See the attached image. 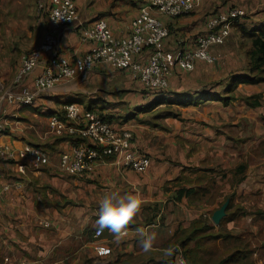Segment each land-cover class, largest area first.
Returning <instances> with one entry per match:
<instances>
[{
	"label": "crops",
	"instance_id": "1",
	"mask_svg": "<svg viewBox=\"0 0 264 264\" xmlns=\"http://www.w3.org/2000/svg\"><path fill=\"white\" fill-rule=\"evenodd\" d=\"M37 2L0 0V49L21 50L23 55L41 43L50 22L48 9L37 12ZM145 3L76 0L80 21L60 29L54 53L70 58L87 53L92 45L81 38V28L98 19L105 20L115 36L127 37ZM235 6L246 12V18L234 28L226 44L213 48L215 63L199 61L190 71L177 68L169 78L167 92H152L129 71L100 62L85 74L40 93L33 105L3 102L6 130L0 135V144L16 152L26 145L36 146L46 152V158L41 162L31 156L0 158V264H178L179 255L174 258L175 249L181 250L178 244L173 239L168 241L167 231L151 227L176 226L175 233L208 215L210 205L186 191L203 188L195 184L198 173L192 168L203 167L213 160L215 152L228 158L229 140L218 132L229 120L231 102L225 103V98L231 94L230 81L248 74L247 46L241 30L264 25V0H201L185 16H160L171 29L162 47L169 51L192 49L194 37L207 30L213 13ZM48 56L43 54L22 84L33 88ZM148 57L145 51L141 59ZM20 64L21 58L0 69L6 89H17L15 76ZM256 85L239 83L233 93L238 97L259 94L242 92L243 88L256 91ZM69 103L97 110L117 128L132 130L136 148L150 157L149 169L140 173L124 168L113 156L97 163L90 173L64 172L61 155L70 152L76 140L52 133L49 117L63 113ZM165 104L178 107L181 116H156L154 112ZM112 191L139 193L143 203L124 235L116 238L104 229L97 238L98 201ZM154 207L155 220H147L148 211ZM141 230L155 234L150 252L142 250ZM97 245L109 247L111 253L99 256Z\"/></svg>",
	"mask_w": 264,
	"mask_h": 264
},
{
	"label": "built area",
	"instance_id": "2",
	"mask_svg": "<svg viewBox=\"0 0 264 264\" xmlns=\"http://www.w3.org/2000/svg\"><path fill=\"white\" fill-rule=\"evenodd\" d=\"M200 1L146 0L132 21L131 33L123 38L115 36L105 20H95L81 28V38L91 43V49L82 56L70 58L54 52L60 29L80 21L76 0H48V6L45 0H38L37 12L48 9L50 27L41 43L22 56L15 76L17 89H6L0 80V135L6 130L3 102L33 105L40 93L85 74L97 63L106 62L116 69L129 71L134 80L155 93L168 88L169 78L177 68L190 71L199 61L215 63L213 48L226 44L232 30L246 17V12L238 6L213 13L207 30L194 37L192 49L169 51L162 47L171 29L160 16H185L193 12ZM145 51L149 52V57L143 61L141 56ZM43 54L49 56L35 78L33 88L25 86L22 84L24 78L37 67ZM49 127L57 136L76 140L71 151L61 155L60 167L66 173H90L97 163L113 156L119 158L124 168L136 172H145L150 167V157L135 146L133 131L117 128L97 110L87 109L79 103L66 104L63 113L49 117ZM17 156L19 159L31 156L35 162H41L46 158V152L32 145L16 152L8 145L0 144V158L16 159ZM102 234L103 231L97 228L94 236L99 238ZM96 251L99 256L111 253L104 245H97ZM178 264H188L182 254L178 256Z\"/></svg>",
	"mask_w": 264,
	"mask_h": 264
},
{
	"label": "rangeland",
	"instance_id": "3",
	"mask_svg": "<svg viewBox=\"0 0 264 264\" xmlns=\"http://www.w3.org/2000/svg\"><path fill=\"white\" fill-rule=\"evenodd\" d=\"M243 42L247 44L245 39ZM21 52V50L0 49V69L5 65H14L17 59H22V56L27 53L22 55ZM213 54L216 57L214 52ZM10 74L7 73V76ZM4 79L6 81L7 78ZM256 86H253L256 91L252 88H243L242 92H261L253 94L258 98H253L251 101L257 100L263 103L264 84ZM229 96H236V94L231 93ZM236 97L230 101V112L227 117L229 120L218 129V132L223 133L229 140L228 158L225 157V153L221 156L215 152L213 160L205 163L203 167L192 168L197 171L196 174L198 173L194 181L197 186L203 187L199 189L207 190L199 196V201L210 205L206 217H210L214 224L212 212L229 201L233 208L228 210L226 217L234 212H237V216L233 221L226 222L227 228L249 238L255 251L254 257L257 264H264V103L258 107H252L243 100L242 96ZM167 112H174L181 116L178 107L167 104L156 110L154 114L165 116ZM203 182L206 183L203 185ZM156 211L155 207L151 208L146 219L155 220ZM175 228L176 226H161L151 227V230L163 231L162 233L167 231L168 241L173 239V243H177V234L187 227L178 229L174 233ZM180 252L181 250L175 249L174 258L180 255Z\"/></svg>",
	"mask_w": 264,
	"mask_h": 264
},
{
	"label": "trees",
	"instance_id": "4",
	"mask_svg": "<svg viewBox=\"0 0 264 264\" xmlns=\"http://www.w3.org/2000/svg\"><path fill=\"white\" fill-rule=\"evenodd\" d=\"M241 34L247 42L248 74L230 81L231 93L239 83H264V25L248 30L243 28ZM236 98V96H228L225 98V103ZM242 98L252 107L261 105L257 100L251 101L253 98H258L257 95ZM101 115L103 116L102 113ZM164 115L166 117L180 116L174 112H167ZM103 118L110 121L107 117L103 116ZM206 192L205 188L186 191L187 195H193L198 201L199 196ZM183 193L184 189L180 190L178 196L180 197ZM229 208H232L230 202ZM236 216L237 212H234L224 218L218 226L212 223L210 217L196 218L189 227L179 232L176 244L180 247V253L188 264H257L251 240L243 234L234 233L226 226V222L234 220Z\"/></svg>",
	"mask_w": 264,
	"mask_h": 264
},
{
	"label": "clouds",
	"instance_id": "5",
	"mask_svg": "<svg viewBox=\"0 0 264 264\" xmlns=\"http://www.w3.org/2000/svg\"><path fill=\"white\" fill-rule=\"evenodd\" d=\"M142 203L139 193L134 192L124 195L115 191L106 193L98 201L97 219L95 221L98 230L107 229L114 237H121L124 235L126 226L140 210ZM141 236L140 245L142 250L145 253L150 252L155 234H144L141 230Z\"/></svg>",
	"mask_w": 264,
	"mask_h": 264
},
{
	"label": "water",
	"instance_id": "6",
	"mask_svg": "<svg viewBox=\"0 0 264 264\" xmlns=\"http://www.w3.org/2000/svg\"><path fill=\"white\" fill-rule=\"evenodd\" d=\"M228 208H229V201H226L219 209H217L213 213L212 220L214 224L218 225L226 217Z\"/></svg>",
	"mask_w": 264,
	"mask_h": 264
}]
</instances>
